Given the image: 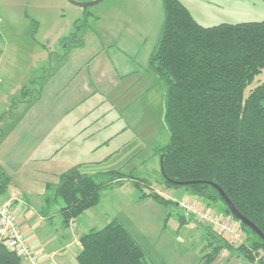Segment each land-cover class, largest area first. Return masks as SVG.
Instances as JSON below:
<instances>
[{
    "label": "trees",
    "instance_id": "16d2710c",
    "mask_svg": "<svg viewBox=\"0 0 264 264\" xmlns=\"http://www.w3.org/2000/svg\"><path fill=\"white\" fill-rule=\"evenodd\" d=\"M162 6L163 24L149 66L165 88L169 142L155 149L164 186L184 188L212 211L221 203L220 213L255 236L248 235L249 242L235 248L209 226L198 224L208 252L197 264H213L224 250L242 257L245 264H264V239L232 215L218 191L264 236V82L244 95L264 69V20L204 27L178 0H162ZM77 23L80 33L85 24ZM72 36L62 38L60 47H73ZM80 38L77 46L82 44ZM26 90L22 88L21 97ZM27 96L29 100L32 94ZM123 179L131 181L139 198L177 207L130 174L88 175L71 168L61 174L56 187V196L63 201L62 228L98 205L102 191ZM8 184L9 178L0 174V196ZM179 222L188 225L190 219L182 214ZM79 243L78 264H153L118 219L82 233ZM0 264L22 263L0 244Z\"/></svg>",
    "mask_w": 264,
    "mask_h": 264
},
{
    "label": "crops",
    "instance_id": "0c3cea01",
    "mask_svg": "<svg viewBox=\"0 0 264 264\" xmlns=\"http://www.w3.org/2000/svg\"><path fill=\"white\" fill-rule=\"evenodd\" d=\"M121 14L116 10L119 20ZM127 27L116 21L113 12L99 16L93 27L82 29V44L63 49L65 55L54 63L45 45L35 46L25 66H17L21 58L6 59L0 51V174L9 178L0 201L16 198L17 226L43 264H78L79 236L113 219L153 260L151 211L158 213L162 232L166 229L169 216L162 214L163 206L151 198H139L128 179L104 189L99 204L72 220L73 226H61L63 204L56 196L61 174L77 168L88 175L118 171L134 176L156 155L148 131L153 122L134 109L149 77L132 58L133 39ZM38 70L43 74L39 95L35 92L29 100L22 97L8 109L10 100L27 87L20 80L35 82L33 73ZM7 109L12 110L10 114L5 113ZM135 178L168 199L163 181L157 187L145 178ZM177 222L176 240H182L181 227L187 225L180 226L179 216Z\"/></svg>",
    "mask_w": 264,
    "mask_h": 264
},
{
    "label": "rangeland",
    "instance_id": "374dc122",
    "mask_svg": "<svg viewBox=\"0 0 264 264\" xmlns=\"http://www.w3.org/2000/svg\"><path fill=\"white\" fill-rule=\"evenodd\" d=\"M88 1L92 0H80L79 2ZM178 1L189 11L194 20L204 27L221 23L236 24L264 20V0ZM115 9L120 10V13H122L120 20L115 15ZM109 12L114 13L116 21L118 20L120 24L125 23L128 26V32L133 39L131 41L134 49L133 54H131L132 58L136 59L135 63L149 77L134 109H137L143 115V118L153 122L152 126L148 128L149 136L152 138L150 139L152 149L164 147L169 142V133L164 122L165 88L149 66V60L158 43L164 19L162 0H103L85 9L74 6L66 0H0V44L5 42L4 48L0 46V51L4 53L6 59L11 57L21 58L20 61H16L17 66H25L26 62H29V54L32 53L35 46L42 48L45 45L50 50V52L48 51V57L54 63L57 58L65 55L63 48L60 47L62 38L68 36L71 38L74 34L75 39L70 41L72 42L70 46H73L77 44L79 37H81V32L79 33V29L75 28L74 25L76 20H78L76 26H81L82 23L85 24L82 27L84 32L94 26L95 18L102 17ZM67 47L69 48L68 44ZM45 66L49 69L48 64ZM44 72H47V70ZM42 75L39 70L38 72L35 71L33 73L35 82L32 85L30 80H20L22 83H26V96L28 94L33 95L39 90V81ZM263 82L264 69L255 76L253 82L245 89L244 95L246 96L250 89ZM20 96L18 93L10 100L8 109L17 100L22 99ZM8 109L4 111L10 114L12 110ZM0 114L2 115V113ZM133 175V177L145 178L152 184L161 183L163 178L158 167V155H151L148 161L142 165V168L135 170ZM157 187H160L159 184H157ZM164 190L168 195V199L169 197L170 199H195L184 188H166ZM59 200L63 204L60 198ZM199 203L202 211L209 209L203 202ZM222 207L223 205L219 203L216 208H211L215 209L216 213L222 215L224 220L236 229L237 235L225 234L221 237L235 248L247 244L249 237L253 238L255 236L251 232L245 233L237 221L220 213ZM104 209L110 211L109 208L105 207ZM161 210L165 217L169 216L164 232H162L163 224L157 219L158 213L150 212L153 222L150 221L149 223L155 230V236L150 240L155 253L153 260H150L153 264H197L201 257L208 252L205 247L207 242L204 239L203 230L198 225L194 229L188 226L186 228L181 227L179 237L182 240H176L177 217L182 215L183 211L171 204L167 208L161 207ZM99 227L97 226V228ZM131 230L133 233H137L132 227ZM139 241L142 243L141 238H139ZM245 263L242 257L237 254L231 255L224 250L213 264Z\"/></svg>",
    "mask_w": 264,
    "mask_h": 264
},
{
    "label": "built area",
    "instance_id": "2783aa9c",
    "mask_svg": "<svg viewBox=\"0 0 264 264\" xmlns=\"http://www.w3.org/2000/svg\"><path fill=\"white\" fill-rule=\"evenodd\" d=\"M170 199V197H169ZM10 198L0 201V244L9 251L16 253L22 264H43L38 253L29 246L16 223L14 213V201ZM172 200L183 211L184 216L190 219L188 227L194 229L198 224L209 226L218 235H237L236 229L224 220L223 216L210 209L203 210L196 200L178 199ZM73 226V222H70Z\"/></svg>",
    "mask_w": 264,
    "mask_h": 264
},
{
    "label": "water",
    "instance_id": "95a60500",
    "mask_svg": "<svg viewBox=\"0 0 264 264\" xmlns=\"http://www.w3.org/2000/svg\"><path fill=\"white\" fill-rule=\"evenodd\" d=\"M69 3H71L74 6L80 7L82 9H85L87 7L90 6H94L100 2H102L103 0H92V1H88V2H79L76 0H66ZM220 195L222 196L223 200L225 201L226 205L228 206L230 212L232 213V215L234 217L237 218V220L239 222H241L242 224H245L246 226H248L249 228H251V230H253L258 236H260L262 239H264V236L262 235V233L253 225L251 224L249 221H247L245 218H243L231 205V203L228 201V199L226 198V196L224 195V193L221 190H218Z\"/></svg>",
    "mask_w": 264,
    "mask_h": 264
}]
</instances>
